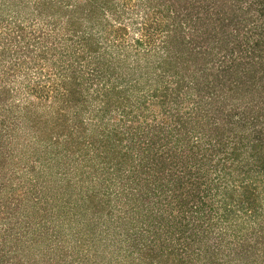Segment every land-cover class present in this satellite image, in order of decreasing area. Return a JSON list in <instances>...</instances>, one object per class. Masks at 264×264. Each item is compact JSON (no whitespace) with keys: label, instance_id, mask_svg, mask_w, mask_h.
Returning a JSON list of instances; mask_svg holds the SVG:
<instances>
[{"label":"trees","instance_id":"16d2710c","mask_svg":"<svg viewBox=\"0 0 264 264\" xmlns=\"http://www.w3.org/2000/svg\"><path fill=\"white\" fill-rule=\"evenodd\" d=\"M70 1H9L70 14L63 49L26 43L31 68L71 48L97 80L0 84V264H264V0L159 3L163 53L127 47L118 0ZM19 26L2 50L34 38Z\"/></svg>","mask_w":264,"mask_h":264},{"label":"rangeland","instance_id":"374dc122","mask_svg":"<svg viewBox=\"0 0 264 264\" xmlns=\"http://www.w3.org/2000/svg\"><path fill=\"white\" fill-rule=\"evenodd\" d=\"M10 1V0H9ZM7 2L5 7L7 8L8 12H6V10L1 13L2 16L0 17V22L4 21L3 23H1V29H0V36H5L7 32H11L13 28H16V25H21L19 27L23 28L21 32H23V34H25V31H28V34H31L32 36H34V38H32L31 40H29V37L25 39L26 42L24 43H19V38H16V41H13L11 43H8L7 49L4 45V49L2 50V44H5L3 42V40H0V84H4V87H8L11 89L12 93H15V91L19 88V85H29V81H30V85L32 84V82H37L39 77L41 76V79L44 78H48L49 80V87L51 88H56L57 86L60 85L61 83V75L59 73H57V70H61L64 69L65 67L69 66V67H73L75 69V74L77 75H82L85 78V81H83L82 85H95V80L96 79V74L93 72L94 69V65H93V61L91 62L90 58H86V59H81L79 60V58L77 60H71L70 58L66 57L65 55H69V51L71 50V48L69 49H65V50H53V49H63V45H62V41L64 40L63 37L65 36V25H66V20L69 17V11L64 12V6L63 9L60 8V11L58 14H56L55 17H53L51 20L48 18H38V19H42V20H47L48 22H52L55 23V26H52V24H38L37 22V16L35 14H33L32 16H30L28 14V12H26L27 10H25L24 7H22L20 4L17 5L16 2L14 3V5L11 2ZM84 0H72L68 3H63L64 5H70L69 7L71 8L72 6H74V4H82ZM165 0H118L117 2L120 3L119 6H122V10H119L118 13H122V15H120L121 20L124 21L127 25H128V30L126 33V44L127 47L130 48V45L133 43V41L141 38L142 40L145 41V43L148 45V48L150 47H155L154 51H156L157 53H163L166 52L167 50L164 48V46L169 42L168 41V37L166 38L167 34L166 31L162 30V27H164L165 22L167 24L169 23H173L174 20L172 21V19H167V20H163V19H159L162 16L158 13H155L156 11L154 10H160L162 9V11L164 10V7L162 5H160L159 3H164ZM11 3V4H10ZM15 4L17 6H15ZM159 4V9L155 8V9H149L150 6H154ZM4 7V3H2L0 1V7ZM118 6V7H119ZM124 6V7H123ZM4 7V8H5ZM66 11V10H65ZM162 13V12H161ZM150 14V15H149ZM171 16V15H170ZM104 18V17H103ZM107 17H105L104 19H106ZM109 18V17H108ZM10 22L12 23L10 25ZM9 25V26H7ZM41 25V26H39ZM51 25V26H48ZM149 25H150V29H149ZM67 26V25H66ZM160 27V29L162 31L158 30V27ZM33 28H38L39 31H37L36 33L32 32ZM143 28V29H141ZM147 28V30H146ZM19 30V28L17 29ZM16 30V31H17ZM24 30V31H23ZM148 31V32H147ZM41 32V35H39V33ZM89 34V33H88ZM101 34L103 36L102 33L97 32L96 29L92 30V32L89 34L91 36H99ZM36 35H39L41 37H43L42 39H36ZM128 39V42H127ZM26 43L31 44L33 47L34 45H38V46H42V45H47V47H51L54 46L53 49L49 50L47 53V62L46 64H41L39 65L40 67H42L44 70L41 72L36 70V67H30L31 65H28V62L26 61L28 59V55L25 54V48H26ZM62 45V46H61ZM116 44H114L115 46ZM118 48V47H116ZM115 49V47H114ZM32 49L30 48V51ZM33 50H36L35 48ZM68 50V52L66 51ZM150 50V49H148ZM27 51V50H26ZM58 51H63V52H58ZM114 52V51H113ZM152 52V50H151ZM59 53V54H56ZM141 55H152V53H141ZM156 55V54H155ZM156 58V57H153ZM147 59L149 58H145L140 60L139 63L140 65L144 63V61L146 62ZM23 61H26L27 64H25L24 66H20L21 63ZM74 62V63H73ZM25 63V62H24ZM137 64V63H136ZM135 64V65H136ZM38 65V64H37ZM133 65V64H132ZM106 67V66H105ZM133 67H135L133 65ZM11 72H8V71ZM49 72L50 76L47 77V75H45V72ZM72 72V71H70ZM139 71H137L136 69L132 70L130 72V74H128L127 76H123L120 73L117 74L118 77H114L112 78V80L107 83V85H113L115 83H121L120 81H122L124 78H127L131 81H133L134 79L139 78ZM8 73H14V74H8ZM142 73V72H141ZM150 73V72H149ZM149 73L147 72L146 74H144L145 77L149 78ZM4 74L9 75L8 78H5V76H3ZM193 75V73H192ZM195 78H198L197 75H193ZM83 78V79H84ZM86 79H88L86 81ZM3 80V81H2ZM61 80V81H60ZM144 80V79H142ZM164 83L165 85H175L174 81L172 83V81L170 80V77L167 79H164ZM175 80V79H174ZM152 82H150L151 84H154V80H150ZM60 82V83H59ZM40 83V82H39ZM34 84V83H33ZM0 85V86H2ZM35 85V84H34ZM120 85H124V84H120ZM139 86H144V89H147L145 87H147V85H139ZM147 91V90H144ZM143 91V93H144ZM106 122H108L106 120ZM27 180L29 179L31 181V186H32V181L33 179L30 178H26ZM22 183H24V179L20 180ZM26 183V182H25ZM27 188L30 187V185L27 182L26 185ZM43 189V186H42ZM45 190V189H43ZM17 195V194H16ZM38 198H41L44 200V197L41 196V194L39 193ZM3 197H5V195H3ZM2 211V210H1Z\"/></svg>","mask_w":264,"mask_h":264}]
</instances>
